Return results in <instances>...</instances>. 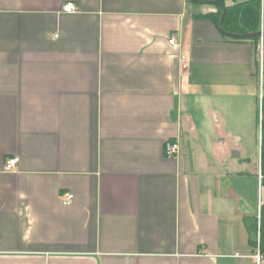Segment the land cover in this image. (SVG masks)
<instances>
[{
    "label": "crops",
    "instance_id": "crops-1",
    "mask_svg": "<svg viewBox=\"0 0 264 264\" xmlns=\"http://www.w3.org/2000/svg\"><path fill=\"white\" fill-rule=\"evenodd\" d=\"M192 5L0 0V264H255L264 43Z\"/></svg>",
    "mask_w": 264,
    "mask_h": 264
},
{
    "label": "trees",
    "instance_id": "trees-1",
    "mask_svg": "<svg viewBox=\"0 0 264 264\" xmlns=\"http://www.w3.org/2000/svg\"><path fill=\"white\" fill-rule=\"evenodd\" d=\"M196 2H207L215 6L214 11L203 16L211 19L224 36L234 40L251 39L255 42L263 39L264 43V37L252 35L262 29L264 30V0H198ZM224 12V19L221 22ZM261 126L262 172L264 176V95ZM262 183L264 185V178ZM260 219V248L264 254V202L260 208ZM253 246L256 248L257 240H253Z\"/></svg>",
    "mask_w": 264,
    "mask_h": 264
},
{
    "label": "built area",
    "instance_id": "built-area-1",
    "mask_svg": "<svg viewBox=\"0 0 264 264\" xmlns=\"http://www.w3.org/2000/svg\"><path fill=\"white\" fill-rule=\"evenodd\" d=\"M64 9L66 11L71 12V11H74L76 9V5L73 2H69L65 5ZM170 43L176 44V41L173 37L170 39ZM179 46H180V44H179ZM182 48H183V46H182ZM180 61H181L182 68L186 69L187 68V54L185 51L182 52V54L180 56ZM261 118H262V114H261ZM165 148H166L167 156L173 157L178 152L179 144L177 142L168 141L166 143ZM18 162H19V157H13V158L8 159V161L6 162L5 169L8 171L14 170V168L18 164ZM263 178H264V176H263L262 167H261L260 173H259L260 185L263 182ZM73 199H74V194L68 193L66 196L63 197V203L66 205H69V204H71ZM260 222H261V219H260V212H259V215H258V244L255 248L254 253L252 254V257L255 259V264H264V254L262 253L261 248H260Z\"/></svg>",
    "mask_w": 264,
    "mask_h": 264
},
{
    "label": "rangeland",
    "instance_id": "rangeland-1",
    "mask_svg": "<svg viewBox=\"0 0 264 264\" xmlns=\"http://www.w3.org/2000/svg\"><path fill=\"white\" fill-rule=\"evenodd\" d=\"M238 1H242V0H238ZM190 3L192 6H197L198 9H200L203 5L200 4H206V3H199L197 4V2H195L194 0H190ZM211 4V3H209ZM257 117L254 119V130L256 133V140L254 141V147L252 148L251 153L255 154V150H256V154H257V148L259 146L260 148V140H261V133H262V126H261V114H262V103L257 102ZM255 154V161H257V155ZM251 156V157H253ZM257 163V162H255ZM233 183L236 184V186L241 187L243 186L244 188H248L249 193H254L256 198L261 199V201H264V185L261 184V186L258 185L257 183V178L253 177V176H247V177H243V179H239V181L235 180L233 181ZM259 213V212H258ZM257 215V212L255 213V216ZM251 232H252V236H254V240H257V244H258V234H257V227H256V217H254V220L252 222V226H251Z\"/></svg>",
    "mask_w": 264,
    "mask_h": 264
},
{
    "label": "water",
    "instance_id": "water-1",
    "mask_svg": "<svg viewBox=\"0 0 264 264\" xmlns=\"http://www.w3.org/2000/svg\"><path fill=\"white\" fill-rule=\"evenodd\" d=\"M194 1H198V0H194ZM206 3H207V2H206ZM224 15H225V12H224V14H223V16H222L221 22H222L223 19H224ZM252 35L261 36V37L263 38V37H264V30H260L259 32L254 33V34H252Z\"/></svg>",
    "mask_w": 264,
    "mask_h": 264
}]
</instances>
